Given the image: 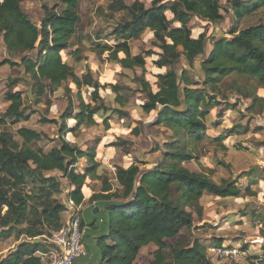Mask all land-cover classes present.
<instances>
[{
  "label": "trees",
  "instance_id": "trees-1",
  "mask_svg": "<svg viewBox=\"0 0 264 264\" xmlns=\"http://www.w3.org/2000/svg\"><path fill=\"white\" fill-rule=\"evenodd\" d=\"M59 1L63 6L58 12L43 7L45 15L39 28L23 11L22 0H0V36L9 53L31 52L40 39L41 51L36 59L22 56L19 64L33 80L35 102H40L43 95L54 93L70 80L77 89L75 109L78 111L74 113V101L70 97L67 110L58 119L39 112V122L59 126L58 143L48 151L35 146L47 138L43 132L19 127L16 130L18 139H15L11 133L0 131V213L6 207L0 217V233L7 235L15 229L17 239L23 236L30 240L21 242L7 263L40 264V257L34 252L38 248L42 251L48 249L50 245L44 244V237L64 224L61 214L67 208L65 202L56 201L52 195L60 190L66 191L68 202L80 205L84 199L86 177L93 176L102 184L101 191L89 198L98 212L89 223L78 215L80 227L89 229L83 240L90 236L95 238L93 249L96 248L99 254L96 264H140L139 252L149 245L155 249L148 264H240L211 260L208 247L193 231L195 225L190 209L194 208L197 215H201V207L197 205L204 193L221 198H237L242 193L254 197L256 193L248 186L243 190L225 179L216 183L203 171H191L184 163L197 159L193 151L195 144L206 138L220 145L224 139V136L210 138L206 133L205 116L215 105L213 94L218 81L234 74L264 87V24L248 26L231 38L215 39L210 52L200 61L203 77L195 81L185 70L179 75L175 65L183 54L192 63L197 52H184L183 47L190 42L201 47L209 37L204 29L192 36L189 27L192 17L206 23L223 21L219 0H151L149 7L139 0L129 5L124 0H112L107 6L109 17L117 12L127 15V19L114 29L116 37L122 40L112 46L98 44L99 52H108V61L116 62L124 69H142V74L135 77L140 84L139 92L145 96L140 108L144 114L155 112L154 121L148 125L170 130L171 137L163 142L162 157L154 168L142 169L140 165L145 163L135 158L126 167L115 166L114 175L109 177L96 175L99 164L94 160V147L81 150L61 134H73L82 125H96L94 116L98 114L105 115L103 124L107 128V116L128 115L122 108L127 98L121 93L118 82L100 83L93 80L90 72L80 79L73 67L63 60L61 52L72 46L79 16L77 0ZM229 1L236 20L264 7V0ZM146 30L152 33L154 46L160 52L147 50L133 55L128 38H137ZM232 32L233 28L230 29ZM152 55L157 56L152 62L154 67L167 68L163 73L152 74L157 88L153 90L144 76L145 58ZM3 63L17 66L13 61L4 60ZM14 82V78H8L4 99L9 104L1 114L0 126L6 125L8 120L9 124L16 125L34 113L33 110L27 112L21 92L13 90ZM82 86L93 88L89 102L81 97ZM106 87L110 88L113 100L118 104L115 108H106L107 104L99 94V90ZM242 97L251 98L250 108L257 100H263L250 92ZM160 98L165 99L164 105L158 104ZM69 119L76 120L75 127H68ZM131 132L139 135L141 128L135 126ZM110 145L130 154L131 141L127 139L118 137ZM156 149L154 147L151 151ZM81 158L88 163L84 173L76 171V163ZM51 171H59L67 184L62 186L54 176L45 175ZM29 185L31 187L26 188ZM261 220L264 221V217ZM42 235L40 242L34 241L35 237ZM216 243L221 245L220 241ZM250 257L257 260V264H264V242L260 253Z\"/></svg>",
  "mask_w": 264,
  "mask_h": 264
},
{
  "label": "rangeland",
  "instance_id": "rangeland-1",
  "mask_svg": "<svg viewBox=\"0 0 264 264\" xmlns=\"http://www.w3.org/2000/svg\"><path fill=\"white\" fill-rule=\"evenodd\" d=\"M29 1L30 0H22L21 7L24 12L27 11L25 13L39 28L41 27V22L45 15L43 9L44 6L49 9L52 8L55 12H58L63 6L62 2L59 0L57 2L37 0L35 4H31ZM111 1L112 0H77V14L79 16V21L77 23L75 38L72 41V46L63 50L61 55L63 60L73 67L76 75L80 79H82L87 72H90L93 80H97L95 79V75H106L109 70V65L105 61L109 59V54L106 51L102 53L99 52V47L100 45L112 46L122 40L121 38L116 37L114 29L118 23L127 19V15H125V12H117L109 17L110 11L107 6ZM124 1L129 5L134 0ZM139 1L143 2L146 7H149L151 3V0ZM246 1L252 2L253 0ZM219 3L222 6V22L206 23V21H202L195 17L191 18L189 27L191 28L192 36H196L202 31V29H204L207 30L209 37L201 47L196 42H190L183 47L184 52L197 53L196 56L193 57L192 63L188 62L186 55L183 54L181 56L180 61L175 65L179 75L185 70L190 78L195 81L200 80V78L203 77L200 69V61L210 52L215 39L221 37L231 38L237 34L239 30L248 26L264 24V7L244 16L240 20H236L230 7V1L219 0ZM231 28H233L232 33H230ZM39 41L40 39L36 42L35 49L30 52V55H27V53L25 55L15 53L11 55V57L21 59L22 56H25L36 59L38 53L41 51ZM128 43L132 54L142 53L147 50L155 51L157 53L160 52V50L154 46V37L152 33L147 30L137 38H128ZM96 48H98V50ZM179 48L183 49L182 47ZM76 49L78 50L75 51ZM42 53L45 52L42 50ZM156 58V55L145 58L147 68L145 67L144 76H149L152 90L157 89L156 79L153 78L152 73H150L148 69L153 67L152 62ZM111 68H113L112 73H114L112 77L116 79L118 84L122 87L121 93L127 98V103L122 108L128 110L131 114L126 111L129 116H121L123 117L122 122L121 117H119L120 115L116 118H110V120L112 123L122 126L124 129L122 131L124 132L122 137L124 136V138L126 137L132 140L131 145L129 146L130 158L133 160L135 158L142 160V162L145 163L140 165L142 169H152L157 165L158 159H161L162 152L164 151L163 142L170 139L171 131L162 126H149L146 124L149 119L154 121V113L141 115L143 112L140 108V104L145 101V96L139 92L140 84L135 79L136 76L142 74L141 69L137 67L134 70H126V72L120 73V69L117 66ZM161 70L163 71L164 69ZM91 72L94 75H92ZM24 77L25 78L21 76L19 66L13 68L11 77L15 80L13 90L21 92L24 100V107L28 113L30 110H40V112L44 113L48 118L55 116L58 119L60 114L67 110L68 98L70 97L74 101V109L76 108L75 104L77 103L75 94L77 89L70 80L64 82L54 93H46L43 95L40 102L36 103L32 92L33 80L29 74H24ZM6 84L5 86L0 85V93H2L1 91L7 90ZM69 89L71 91H68ZM92 90L93 88L91 87H81V97L85 102L91 100L90 93ZM109 90V87L100 89L99 94L101 97L104 96L105 104H107L106 108L112 109L117 107L118 104L114 102L113 94L109 93ZM246 92L254 93L263 100H257L254 106L250 108L252 104L251 98L242 97ZM213 95L216 97L214 100H216L217 103L215 102L213 108L209 109L213 110L212 113H209L208 111L205 116L207 128L210 127V124L218 125L219 122H222L224 127L222 126L223 128H218L217 130L209 129L206 133L210 138L224 136V139L221 142L223 146L205 138L193 147L194 155L197 159L184 163V166L192 171H203L216 183H221V181L225 179L230 183H235L236 186L243 190L248 186V188H252L253 191H255L254 193H256V195L250 197L242 193L241 196L238 197V201L233 198L222 199L221 197L206 195L201 201L199 200L197 205L201 207L200 216L197 215L194 208L190 209L195 225L193 231L200 236L210 234L220 235L222 236L220 239L223 240L222 243L224 246H236L239 248H244V246L247 247L242 249L246 252V255L239 263L257 264V260L250 257L256 252L249 251V248L252 251L254 250L252 246L255 244L253 243L257 241L259 236L257 221H260L261 215H264V189L261 188L262 186H260V183L258 182V180H262L264 186V174L262 173V171H264V87L257 86L255 82L249 81L245 76L232 74L218 81L217 89L214 91ZM47 102L49 106H47ZM1 110H5V107H0V111ZM75 110L74 112H76ZM250 110L255 111L252 112ZM1 114L2 113H0V117ZM103 116L102 114H98L96 115V118L101 122ZM110 116L111 115H109V117ZM39 118L40 115L38 116V114H34L33 119L27 124L29 126H34L37 131L43 132L47 135V138H43L41 141L35 143V146H42L44 151H48L52 146H55L58 143L57 138L59 136V126L53 123L40 124L37 122ZM7 122L6 125L0 126V131H7L11 133L13 138L18 139L16 136V130L21 127L22 122L16 125L9 124V120ZM69 122L70 120H67V123ZM135 126L141 128V133L139 135H134L131 132V129ZM105 128V125L101 122L98 126L77 129L72 135L77 142L76 144L82 145L83 148H85V146H94L100 141V138H104L105 140L108 138L109 142L116 141L118 139L117 135L113 137L110 136L112 130L105 131ZM117 132L120 131L118 130ZM61 135L68 141L67 135L64 133ZM109 145L110 144L108 143L106 146ZM154 147H157L158 149H156L155 152H152L151 149ZM45 175L54 176L62 186L67 184L65 178L62 177V174L59 171L47 172ZM104 175L111 177L112 173L106 170L104 171ZM30 187L31 185L26 186V188ZM66 194V191L60 190L59 193H54L52 197L56 201L64 203L67 201ZM223 210L226 212H234V214L216 219V216L218 217L220 211ZM5 211L6 207H3L1 209L0 217ZM243 211H251L252 215H255V218H251L249 223H234L235 220H239L237 213ZM256 211H258V213H254ZM202 219L207 222L202 223L200 221ZM211 222L219 225L215 231L211 226ZM225 223H229L228 227ZM259 231L264 235L263 227H259ZM15 238H12L9 241L0 238V250L9 245L15 246L16 243L13 242V239ZM87 240L90 239L86 237L85 241ZM84 243L86 244L88 252H91L92 249L90 248V244L87 242ZM153 249H155V246L150 245L147 249H143L142 252L140 250L139 262L141 264H148ZM257 252L260 253V251ZM207 253L214 262L219 260L221 262L229 263L232 261L230 258L218 257L214 252L209 251L208 249Z\"/></svg>",
  "mask_w": 264,
  "mask_h": 264
},
{
  "label": "crops",
  "instance_id": "crops-1",
  "mask_svg": "<svg viewBox=\"0 0 264 264\" xmlns=\"http://www.w3.org/2000/svg\"><path fill=\"white\" fill-rule=\"evenodd\" d=\"M36 2H37V0H30L29 1V3H31V4H35ZM25 12H27V11H25ZM26 53H27V55H30V51L29 52H26ZM26 53H24L22 55H25ZM135 54H133V55H135ZM11 55L12 54L9 53L6 50V48H5L4 44H3L2 37L0 36V85H2V86H5L6 82L8 81V78L12 77L13 68L16 67V66L11 67L8 63H3L4 60L15 62L17 64V66L20 67L21 76L23 78H25L24 77V74H25L24 68H23L22 65H19L20 62H21V59L12 58ZM105 62L109 65V70L107 71L106 75L105 74L102 75V76L101 75L100 76L95 75L96 76L95 79H97L100 83H104V82H117L116 79H114L112 77L114 75V73H112L113 72L112 71L113 68H111V67L117 66L120 69V73H124V72H126V70H130V69H124V68H122L116 62H110L108 60H106ZM145 67L147 68L146 65H145ZM148 70L150 71V73H152L153 75H155V74H159V73L165 72L167 70V68H165L162 71L161 69L156 68L153 65V67L152 68H149ZM141 73H142V69H141ZM92 75H94V74L92 73ZM145 78L150 81L149 76L146 75ZM1 92L2 93H0V107H2V108L5 107V110H6V108H7V106H8L9 103H8V101H6L4 99V93H5V91H1ZM108 92L112 94V92L110 90ZM102 97L104 98V96H102ZM5 110H1L0 113H3ZM33 111H34V113H31L30 114V117H29L28 120L21 121L22 122L21 123V127H27V128H31V129H34V130L37 131V129L34 126H29L27 124L30 120L33 119L34 114H38V116H39L40 110H33ZM50 111H52V110H50ZM75 111L76 112H74V113H77V110H75ZM125 111L128 112V110H125ZM212 111L213 110H209V113H212ZM128 113L131 114L130 112H128ZM152 113H154V115H155V112H152ZM129 114H128V116H129ZM141 115H149V114L141 113ZM117 116L118 115H113V114L110 117L107 116L108 127L105 128V131L111 129L112 132H111L110 136H112V137L115 136V135H117V137H122V135L124 134V132H122L124 130L122 128V126L121 125L114 124L110 120V118H116ZM121 116L127 117L126 115H120L119 117H121ZM123 117H121V122L123 120L122 119ZM131 117H132V115H131ZM52 118H56V117L55 116H52ZM94 118H95V121H96V125H90V126H98L101 122L103 124V120L105 119V117L103 116L102 117V120L100 122V120H97L96 116H94ZM69 120H70V122L67 123L68 127H75L76 120L75 119H69ZM150 121L151 120L149 119V121L146 124L152 122V121L151 122ZM37 122L40 123V124H44V123L39 122V120ZM90 126H88V125H82V126H79L77 129H81L83 127H90ZM222 126H223V123L222 122H219L218 125L217 124L216 125L210 124V127L207 128V131L209 129H211V130H215L216 129L217 130L218 128H223L224 126L223 127ZM225 128H227V127H225ZM77 129H75V131ZM125 129H127V128H125ZM118 130L120 132H117ZM38 132H40V131H38ZM66 135L68 136L67 137L68 141H70L72 143H77L75 141V138L73 137L72 133H67ZM122 138H124V136ZM124 139L130 140L129 138H126V137ZM130 141H132V140H130ZM99 142H97L94 146H85V148H83L82 145H80V144L77 145L81 150H84V151L88 150L90 147H94L95 154H96L94 160L99 164L98 165V168L96 170V175L104 174V171L107 170L108 172H111L112 173L111 176H113L114 173H115V166L126 167V166H128L131 163V161H133V159L130 158V154L126 155L121 150L116 149L115 147H112L111 145L106 146L108 143L110 144V142H111V141L110 142L108 141V138H106V140L104 138H100V141ZM87 168H88V163H87V160L85 158L79 159L78 162L76 163V171L77 172L84 173ZM194 172H201V171H194ZM262 173L264 174V171H262ZM112 180L116 184L115 179H112ZM258 182L260 183V186H262L261 188L264 189L262 180H258ZM101 187H102V184H101V181L100 180H98L96 177H93V176H87L86 177V180H85V184L83 186V193H84L83 202L80 205H77V206H74L71 203V206L73 208L70 210L68 208V203H69L68 200L65 201L67 208L61 214L63 223H66L67 222V220L69 219V217L71 215L72 210H74L77 213H79L82 217H84L85 222L86 223H89L91 221L92 217L98 212V209H95L97 207L95 206V204L93 202H90L89 201V198H90V196L92 194L100 192L101 191ZM250 187H251V185H250ZM251 190H253V189L251 188ZM206 195H210V194L204 193V195L202 196V198L200 199V201ZM211 196L215 197L214 195H211ZM227 198H233V197H225V198H222V199H227ZM233 199H235V200L238 201V197L237 198H233ZM217 213H219V212H217ZM254 213H258V211L254 212ZM233 214H234V212H226V211L223 210V211H220V214L218 215V217L216 216V219H219V217H222V216L224 217V216L233 215ZM237 217H239V220L238 219L235 220L234 223H236V222H242L241 224H244V223H249L251 218H255V215H252V212L251 211H246V212L243 211L241 213L240 212L237 213ZM261 217H264V215H261ZM261 217H260V221H257L258 222L257 228H258L259 236L257 238V241L253 243V244H255V245L252 246V248L254 250L252 251L249 248V251H251V252H254L255 251L256 253H259L257 251H260L261 250L262 243L264 242V235L262 233H260V231H259V227L260 228H262V227L264 228V221L261 220ZM202 220H200L202 223L207 222L206 220H203V221ZM225 224L228 227V224L229 223H225ZM211 226L214 228L213 230L215 231L219 225L211 222ZM1 230L2 229L0 228V231ZM83 230H84V233H85V231L87 232L89 229H88L87 226H85ZM15 235H16V231L14 229L11 232H9V234H7V235L0 233V238H3L4 240H8L9 241L12 238H15ZM196 236L207 247H209V246L211 247V246L217 245V243H216L217 241H220L221 245H223V243H222L223 240L220 239L222 236H220V235H212V234H210V235H206V236H200V235L196 234ZM42 237H43V235L42 236H37V237H35L34 241L35 242H40ZM88 238L90 240L85 241V239H84L83 242L89 243L90 244V248H92V251L91 252H88V249L86 247V244L84 243V254L82 256H80L75 261L74 264H96L98 262V260H99L98 251L96 250V248L93 249V244H94L95 238H94V236H90ZM23 241H30V240H29L28 237L20 236L19 239H16V238L13 239V242L16 243L15 246L14 245H12V246L9 245L6 248H2L0 250V264H8L7 263V259L11 258V254L16 250V248L18 247V245L21 242H23ZM44 244L47 245V246H49V242L46 240V238H45ZM149 246H145L144 248H142L141 249V252L143 251V249H147ZM40 252H42V249L41 248H38L34 252V254H37L38 255V253H40Z\"/></svg>",
  "mask_w": 264,
  "mask_h": 264
},
{
  "label": "built area",
  "instance_id": "built-area-1",
  "mask_svg": "<svg viewBox=\"0 0 264 264\" xmlns=\"http://www.w3.org/2000/svg\"><path fill=\"white\" fill-rule=\"evenodd\" d=\"M71 203H68L70 210L73 208ZM45 238L50 246L46 251L38 253L40 264H74L84 254V230L80 227L79 215L74 210L66 223L58 230L49 231ZM208 250L214 252L218 257L230 258L234 262H240L246 255L241 247L236 246L214 245L208 247Z\"/></svg>",
  "mask_w": 264,
  "mask_h": 264
},
{
  "label": "water",
  "instance_id": "water-1",
  "mask_svg": "<svg viewBox=\"0 0 264 264\" xmlns=\"http://www.w3.org/2000/svg\"><path fill=\"white\" fill-rule=\"evenodd\" d=\"M158 104L164 105L165 104V99L164 98H160L159 101H158ZM95 209H97V208H95Z\"/></svg>",
  "mask_w": 264,
  "mask_h": 264
}]
</instances>
